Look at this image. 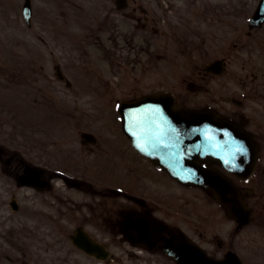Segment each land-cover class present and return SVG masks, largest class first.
Instances as JSON below:
<instances>
[{
    "label": "rangeland",
    "instance_id": "obj_1",
    "mask_svg": "<svg viewBox=\"0 0 264 264\" xmlns=\"http://www.w3.org/2000/svg\"><path fill=\"white\" fill-rule=\"evenodd\" d=\"M60 1L63 8L57 9L52 5L53 0H33V26L29 28L22 17L24 0H0V145L18 153L7 169L0 162L1 257L15 260L9 262L1 259L0 264H65L69 251L68 227L74 216L79 218L75 200L82 199L88 203L99 199L68 186L64 191V182L60 178H57L55 200L50 193L37 195L18 179L17 173L22 166L19 156L51 169L48 157L38 146L41 145V138L53 134L61 136L56 131L87 130V124L90 126L94 122L91 119L95 120L98 113H103L100 110L105 106V122L94 124L95 128L104 131L105 146L99 148L96 156L93 153L92 161L85 167L93 164L99 175L112 181L135 178L126 171L127 166L136 161L135 154L119 121L113 116L118 102L137 94L169 91L176 96L179 104L211 107L226 114L230 98L227 74L205 76L200 71L222 52L225 53L226 39L234 36L230 35L231 32H243L257 3L247 0L249 7L239 14V20L229 13L218 19L219 25L204 27L205 33L208 32L206 45L193 35L189 40L191 44H176L182 37H178L176 29L165 26L163 7L167 0H134L136 5L130 0L129 8L120 13H115L110 1L108 4L112 10L106 9L107 6L104 8L99 0L91 1L87 6L89 13L71 10V0ZM139 2L143 3L141 8ZM144 9L149 14H145ZM82 14L87 17L84 16L81 21ZM152 16L157 24L152 21ZM137 17L148 24L146 29L142 30ZM234 17L237 22L232 21L230 29L228 24ZM105 28L108 32L103 37L101 31ZM137 31L143 36L133 37ZM116 36L119 47L115 49L117 59L113 65V60L109 61L103 56L98 41L103 38L109 44L107 37ZM148 38L153 45L148 46L147 52L139 51L143 39ZM88 42L95 43V46L89 47ZM137 61L141 62L138 64ZM56 64L62 65L70 86L56 78ZM22 76L26 77L24 83L19 82ZM189 81H197L207 90L192 92L187 87ZM93 82L99 85L98 90L88 85ZM45 91L47 93H43ZM50 94L57 96H53L57 103L54 108L59 105L60 110L65 111L62 113L64 121L71 123V128L68 127L70 124L66 126L60 123L58 117L49 121L29 114L27 107L36 101L37 96L42 98ZM41 100L49 101L48 98V101ZM65 104L72 107L79 105L80 110L89 116L87 124L79 123V117L82 118L80 112L67 111ZM30 112L36 114L34 109ZM45 121L51 123L46 124ZM10 171L18 172L12 175ZM49 172L58 174L53 170ZM12 195L18 196L20 201L18 213H13L8 205ZM85 205L83 212L89 211ZM38 233L45 238L40 239Z\"/></svg>",
    "mask_w": 264,
    "mask_h": 264
},
{
    "label": "flooded vegetation",
    "instance_id": "obj_2",
    "mask_svg": "<svg viewBox=\"0 0 264 264\" xmlns=\"http://www.w3.org/2000/svg\"><path fill=\"white\" fill-rule=\"evenodd\" d=\"M184 1L189 3L191 0ZM142 4L138 3L140 8ZM172 7L173 15L178 10ZM172 15L165 9V19ZM167 24L175 29L171 23ZM230 35L235 36L230 38L226 48L231 95L227 117L252 132L260 152L250 177L242 179L229 172L227 175L252 209V221L239 226L234 219L216 210L185 208L167 211L165 193L155 199L147 185L127 187L141 191L129 195L133 199L131 206L101 210L98 215L83 217L82 223L77 225L98 234L95 236L114 250L113 258L107 262L85 256L82 264H176L167 251L173 250L177 244L170 245L167 241L177 231L187 233L208 256L223 258L229 252H236L243 264H264V25L247 29L246 36L238 32ZM163 40L165 45V36ZM112 191L118 194L115 189ZM187 203L191 202L187 200ZM131 215L154 217L150 218L153 222H148L143 231L148 236L154 235L153 244H149V240H141V237L136 243L129 238L126 221ZM133 231L137 234L136 229Z\"/></svg>",
    "mask_w": 264,
    "mask_h": 264
},
{
    "label": "water",
    "instance_id": "obj_3",
    "mask_svg": "<svg viewBox=\"0 0 264 264\" xmlns=\"http://www.w3.org/2000/svg\"><path fill=\"white\" fill-rule=\"evenodd\" d=\"M24 14L29 21L30 0L25 3ZM261 18H264V0L261 1L255 20ZM221 67L223 63L218 61L209 69L216 71V68ZM190 87L194 90L200 89L193 83ZM174 104L175 100L169 93L123 103L120 112L124 130L138 142L137 146L143 153L149 155L146 145L154 148L157 154L153 152L152 156L149 155L154 161L155 155L161 156L165 153L161 160L175 176L190 182L204 183L217 191L221 200L237 215L245 206L238 196H229L228 180L219 172L202 166L200 161L217 159L228 167L232 157H240L250 149L248 136L238 131L226 119L217 118L210 110L175 109ZM232 149L235 150L233 155ZM251 160L252 157L250 162ZM37 175L36 172L30 175V183H37Z\"/></svg>",
    "mask_w": 264,
    "mask_h": 264
}]
</instances>
